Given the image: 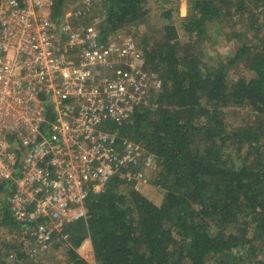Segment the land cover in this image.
Wrapping results in <instances>:
<instances>
[{
    "label": "trees",
    "instance_id": "1",
    "mask_svg": "<svg viewBox=\"0 0 264 264\" xmlns=\"http://www.w3.org/2000/svg\"><path fill=\"white\" fill-rule=\"evenodd\" d=\"M52 1L51 17L59 22L70 2ZM150 1L100 0L91 9L100 40L142 25ZM172 9H163L165 24L155 37L142 36L138 44L161 78L160 91L135 106L128 122L111 126L120 142H135L154 159L152 184L164 191L163 200L156 205L111 178L87 197L86 219L68 225V238L55 246L67 264H264V0H188L180 25L187 40L207 38L206 27L232 13L250 20L251 40L216 66L186 54ZM135 36L124 35L133 42ZM239 62L253 76L231 80L229 69ZM230 106L249 108L254 120L228 131L223 110ZM18 226L4 206L0 228L13 233ZM85 242L91 262L83 256Z\"/></svg>",
    "mask_w": 264,
    "mask_h": 264
},
{
    "label": "built area",
    "instance_id": "2",
    "mask_svg": "<svg viewBox=\"0 0 264 264\" xmlns=\"http://www.w3.org/2000/svg\"><path fill=\"white\" fill-rule=\"evenodd\" d=\"M75 1L56 22L52 0H0V214L6 206L19 230L0 229L30 260L63 244L111 178L139 192L156 168L111 126L162 82L116 63L141 60L130 37L102 42L96 24H82L100 0Z\"/></svg>",
    "mask_w": 264,
    "mask_h": 264
},
{
    "label": "rangeland",
    "instance_id": "3",
    "mask_svg": "<svg viewBox=\"0 0 264 264\" xmlns=\"http://www.w3.org/2000/svg\"><path fill=\"white\" fill-rule=\"evenodd\" d=\"M67 1V0H66ZM187 2L188 0H176V1H168L165 4H158L155 1L151 0L147 9L149 11L148 16H146L147 20L139 26H133V28H129V30L121 29L111 34L110 37H120L119 41H121L126 33V31H132L136 33L137 40L134 41L136 48L140 51V41L142 40V36H147L152 40L157 33V28L160 30L165 24L164 19L162 18L163 9H172L174 12L172 13V21L177 28L178 36L181 44L187 45L185 47L186 54H192L197 56L201 61L210 66H216L217 63L222 60L225 61L226 58L232 55L237 48L245 43L246 41L251 40L253 36V32L250 33L251 29H248L247 26L250 23V20H246L247 14L244 18H240L238 13H232L231 16L226 19L225 22L219 23V21H214L212 24L206 27V37L205 39H201L200 41L195 42V39L187 40L186 35L180 29L181 25V16L184 14L185 10H187ZM69 3V2H68ZM69 5V4H68ZM76 1L70 0L69 6H75ZM93 10V7H92ZM92 14L94 17L92 18ZM91 22L92 24H97L98 17L93 11L90 15L85 17L84 24H88ZM261 27H260V36L264 38V19L260 17ZM83 24V23H82ZM134 29V31H133ZM137 44V45H136ZM141 52V60H133L129 56H125L120 60H116V63H119L120 67L128 66L129 68L132 66L133 68H137L141 72V76L147 78L149 80L155 81L161 80L160 76L149 69L147 64H145V60L143 58L144 53ZM229 76L231 80H236L240 76L251 77L253 73L245 67L243 62H239L234 67L229 69ZM162 82V81H161ZM161 88L157 89L156 93L160 91ZM148 105V102L145 104ZM143 105V106H145ZM224 112V120L227 125L228 131L233 130L234 128H239L245 126L246 124H250L254 120L253 112L247 107H234L230 106L223 110ZM232 153L236 155L235 148H231ZM157 172V164L156 168H149L146 173L147 183L142 186L139 193L143 196L151 200L156 205H159L164 197V191L158 189L153 186L152 181ZM8 235L4 230L0 229V264H9L11 260L9 258L10 253H14L17 256L18 263L14 264H67V260L63 254V251L58 248H52L42 257L30 260L28 258H23L18 251V247L12 245L8 242ZM262 253H260L261 258L264 255V244H263ZM90 250L88 248V243H84L83 256L91 262L92 259L89 255ZM19 254V255H18ZM93 263V262H92Z\"/></svg>",
    "mask_w": 264,
    "mask_h": 264
},
{
    "label": "crops",
    "instance_id": "4",
    "mask_svg": "<svg viewBox=\"0 0 264 264\" xmlns=\"http://www.w3.org/2000/svg\"><path fill=\"white\" fill-rule=\"evenodd\" d=\"M68 2H70V0H68Z\"/></svg>",
    "mask_w": 264,
    "mask_h": 264
}]
</instances>
